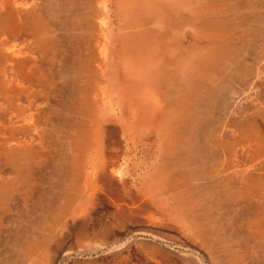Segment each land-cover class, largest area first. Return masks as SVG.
<instances>
[{
	"label": "rangeland",
	"instance_id": "obj_1",
	"mask_svg": "<svg viewBox=\"0 0 264 264\" xmlns=\"http://www.w3.org/2000/svg\"><path fill=\"white\" fill-rule=\"evenodd\" d=\"M72 1L0 0V264H264V77L250 89L210 71L205 94L185 105L197 139L206 134L204 159L193 155L189 178L157 193L155 137L127 129V113L95 108V92L107 103L118 88L100 81ZM143 4L114 0L111 27L117 69L148 67L151 78L163 51L158 2ZM231 4L201 19L245 27L250 12ZM244 36L223 45L251 69L260 52L237 51ZM19 247L30 254L13 257Z\"/></svg>",
	"mask_w": 264,
	"mask_h": 264
},
{
	"label": "bare ground",
	"instance_id": "obj_2",
	"mask_svg": "<svg viewBox=\"0 0 264 264\" xmlns=\"http://www.w3.org/2000/svg\"><path fill=\"white\" fill-rule=\"evenodd\" d=\"M79 1L82 5L77 6ZM142 1L148 4L151 0ZM155 1L158 2V19L153 28L158 33L156 35L161 36L159 44H162L163 51L158 70L151 78L148 76V67L134 69L126 63L117 69L115 31L111 27L114 0H75L73 6L82 15V23L87 25L83 42L86 48L92 51L96 70L102 75L100 81L118 88L109 89L107 103H103L102 99L100 101L101 95L95 92V108L99 109L101 115L112 113L113 117L119 120L127 113L128 118L125 122L122 121L127 129H136L138 133L141 130L140 134L147 132V135L155 137L156 140L152 144L159 161L155 166L157 170L153 175V182L155 192L163 193L171 190L179 178H189L191 171H185L183 168L190 165L193 155L204 159L207 152L206 134H201V141L197 139L198 125L193 124V116L185 105L195 92L205 94L204 85L210 71L224 67L234 80L246 81L250 89L256 81L258 82L260 75L261 78L264 77V0H230L229 4L222 0ZM230 2L250 12L248 14L253 18L247 21L245 27L243 18L240 17L237 22L224 25H220L216 19H201L206 9L217 7L218 4L221 10L227 11L228 7H233ZM238 34L245 35L247 40L235 44L237 51L252 55L256 48L259 49V64L254 68L246 67L242 54L231 52L223 45L228 42L232 44ZM220 84H223V80H219L217 85ZM104 94L106 93H102L105 100ZM93 156H96V153ZM205 165L207 166L206 162L200 168L204 169ZM97 170L93 167L92 173L88 174L83 197L88 198L87 196L96 190L94 181ZM72 179L74 180V176ZM260 190L261 186L257 191ZM241 196L246 195L241 193ZM262 203L264 204V200ZM30 252L31 250L27 249L20 250L19 247L14 250L13 257L23 259Z\"/></svg>",
	"mask_w": 264,
	"mask_h": 264
}]
</instances>
